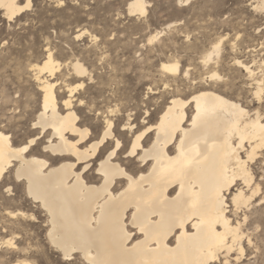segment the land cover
<instances>
[{
  "label": "bare ground",
  "instance_id": "obj_1",
  "mask_svg": "<svg viewBox=\"0 0 264 264\" xmlns=\"http://www.w3.org/2000/svg\"><path fill=\"white\" fill-rule=\"evenodd\" d=\"M245 1L249 9L234 3L232 35H205L196 75L177 54L162 56L140 81L147 100L123 95L131 86L113 79L95 82L114 86L110 96L99 88L87 97L92 70L73 59L65 79L50 50L31 65L40 105L25 142L0 127V184L11 173L23 186L37 209L5 214L41 222L60 264H231L244 252L231 215L264 200L251 168L264 159V0ZM146 4L129 0L126 9L143 15ZM30 5L0 0V11L11 19ZM18 234L0 248L12 250L14 264H35L32 236Z\"/></svg>",
  "mask_w": 264,
  "mask_h": 264
},
{
  "label": "rangeland",
  "instance_id": "obj_2",
  "mask_svg": "<svg viewBox=\"0 0 264 264\" xmlns=\"http://www.w3.org/2000/svg\"><path fill=\"white\" fill-rule=\"evenodd\" d=\"M128 1L31 0L27 10L11 19L0 11V127L10 131L17 144L26 141V133L32 128L31 121L41 101L31 65L41 62L47 50L62 63L65 79L70 76L66 65L73 59L81 60L92 70L95 79L86 82L87 97L99 88L105 89L104 96H110L114 86L104 87L95 82L113 79L131 86L121 91L123 95H136L137 99L147 100L146 84L140 81L156 74L162 56L177 54L184 67L193 64L196 75L200 71L199 54L207 44L205 35L211 38L232 35L236 21L234 3L241 0H195L186 5L175 0H147V11L143 15L128 14ZM242 1L247 8L248 3ZM24 2L21 0V4ZM241 13L247 15L245 9ZM262 22L264 19L259 23ZM79 30L85 32L76 36ZM250 32L253 28L249 27L246 33ZM156 33L157 39L149 43L148 38ZM186 35L190 41H186ZM228 72L225 69L222 73ZM152 104L148 107L150 112L155 108ZM143 115L142 110L138 119ZM98 123L100 130L103 123L101 120ZM37 149L41 151V146ZM251 168L254 181L259 184L257 195L264 196V159L253 163ZM13 182L12 174L8 173L0 184V239L16 233L21 237L26 232L32 236L29 241L37 249L30 260L35 264H47L46 257L49 256L50 264H60L59 254L46 245L41 222L32 225L19 220L20 224L5 214L9 209L25 212L37 209L26 198L23 186ZM9 184L11 191L7 193L5 187ZM41 214L37 213L38 216ZM231 217L241 223L244 233L241 241L244 252L231 264H264V200L252 202L249 207L232 213ZM10 225L14 228H9ZM43 250L47 256L41 253ZM15 260L11 249L0 248V264H14Z\"/></svg>",
  "mask_w": 264,
  "mask_h": 264
},
{
  "label": "snow or ice",
  "instance_id": "obj_3",
  "mask_svg": "<svg viewBox=\"0 0 264 264\" xmlns=\"http://www.w3.org/2000/svg\"><path fill=\"white\" fill-rule=\"evenodd\" d=\"M173 70H174V68H173Z\"/></svg>",
  "mask_w": 264,
  "mask_h": 264
}]
</instances>
